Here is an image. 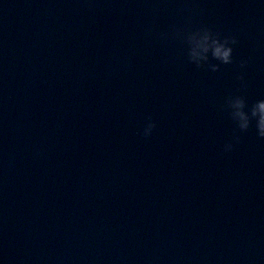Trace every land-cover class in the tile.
<instances>
[{
  "label": "water",
  "instance_id": "obj_1",
  "mask_svg": "<svg viewBox=\"0 0 264 264\" xmlns=\"http://www.w3.org/2000/svg\"><path fill=\"white\" fill-rule=\"evenodd\" d=\"M201 25L238 40L216 73L157 38ZM230 95L264 100V0H0V264H264Z\"/></svg>",
  "mask_w": 264,
  "mask_h": 264
},
{
  "label": "clouds",
  "instance_id": "obj_2",
  "mask_svg": "<svg viewBox=\"0 0 264 264\" xmlns=\"http://www.w3.org/2000/svg\"><path fill=\"white\" fill-rule=\"evenodd\" d=\"M157 38L165 43L169 40L179 41L185 47V58L189 64L194 65L197 69L205 68L212 73L218 72L221 65L233 63V46L238 44L234 35L222 36L221 33L203 25L189 30L173 26L169 32L157 34ZM211 61L217 63H211ZM247 64L248 60H241L239 67L244 69ZM236 79L240 82V90H245L247 84L243 75H238ZM223 110L227 111L229 119L240 133L247 132L252 121H255L256 135L259 139L264 140V100H258L248 107L244 96L230 95L225 100ZM155 127L156 124L151 117H148L141 133L142 136L150 137ZM239 142L240 137L235 135L232 142L224 145L223 151L230 152L234 144Z\"/></svg>",
  "mask_w": 264,
  "mask_h": 264
}]
</instances>
